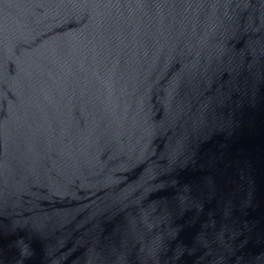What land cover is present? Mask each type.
<instances>
[{
  "label": "water",
  "instance_id": "1",
  "mask_svg": "<svg viewBox=\"0 0 264 264\" xmlns=\"http://www.w3.org/2000/svg\"><path fill=\"white\" fill-rule=\"evenodd\" d=\"M0 264H264V0H0Z\"/></svg>",
  "mask_w": 264,
  "mask_h": 264
}]
</instances>
